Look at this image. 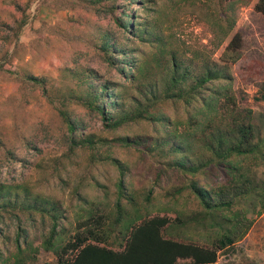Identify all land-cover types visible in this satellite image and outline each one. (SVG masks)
Returning a JSON list of instances; mask_svg holds the SVG:
<instances>
[{
	"label": "trees",
	"instance_id": "1",
	"mask_svg": "<svg viewBox=\"0 0 264 264\" xmlns=\"http://www.w3.org/2000/svg\"><path fill=\"white\" fill-rule=\"evenodd\" d=\"M53 1L73 15L76 28L68 33L76 44L66 38L72 48L66 69L73 80L66 93L31 64L7 67L36 0H13L10 10L0 13V71L19 77V106L46 102L59 121L56 133L30 134L0 123V264H38L34 228L45 232L42 246L55 255L50 264H217L264 211V112L241 108L233 89L241 36L231 38L219 60L189 56L151 22L154 0ZM255 9L264 15V0ZM226 16L223 39L235 25ZM87 117L115 134V141L87 132ZM146 126L150 133L142 131ZM16 138L27 153L53 142L66 146L68 159L86 149L89 169L111 163L117 172L113 209L100 213L85 206V183L78 182L73 196L85 215L67 236L59 201L3 174L22 161ZM116 141L162 165L155 185L168 171L188 178L174 197L188 189L201 209L151 212L146 206L154 187L141 206L127 183L128 167L105 155Z\"/></svg>",
	"mask_w": 264,
	"mask_h": 264
},
{
	"label": "rangeland",
	"instance_id": "2",
	"mask_svg": "<svg viewBox=\"0 0 264 264\" xmlns=\"http://www.w3.org/2000/svg\"><path fill=\"white\" fill-rule=\"evenodd\" d=\"M12 1L0 0V13H7ZM258 1L154 0L150 17L159 31L172 39L173 46L189 56L219 60L228 42L238 33L241 36V57L233 64L236 100L241 108L264 112V15L255 9ZM229 14L235 19V25L229 36L223 39L221 26ZM71 16L53 0L47 3L36 0L29 22L20 35L17 56L7 67L17 69L19 63L31 64L37 73L52 80L56 91L66 93V89L73 85L71 72L66 69L72 49L66 38L76 44L68 36L69 32L76 31ZM19 84L18 76L0 71V123L9 125L11 130L24 129L28 134L36 130L56 133L59 130L58 117L46 102L43 105L31 103L26 107L19 106L21 102L15 97ZM76 109L81 112L78 107ZM86 121L87 132L96 137H106L109 141L116 137L102 129L99 121L88 117ZM142 131L150 133L151 128L146 126ZM16 141L22 161L4 168L3 174L11 179L14 177L15 182L23 179L34 190L59 201L65 210L67 236L76 231L78 220L85 215V210L80 208L81 204L73 196L78 182L85 183L83 192L88 198L87 202L83 201L85 206L100 213L113 209L117 198V172L111 163L97 162L89 169L86 149L79 150L68 159L64 157L65 145L50 142L40 152L27 153L18 138ZM109 153L128 167L127 183L139 196L141 206L147 203L148 191L154 187L151 203L146 206L151 212L165 213L171 211L168 208H174L191 213L201 209L188 189L174 197L175 191L188 182V178L179 172L168 171L159 185H155L156 173L162 165L153 157L119 142L105 151V155ZM188 233H195L194 229ZM5 234V239L11 241L12 232ZM44 236L43 229H32L31 238L40 250L38 264H50L55 260L54 253L42 246ZM217 264H264V211L256 216L249 233L231 251L221 254Z\"/></svg>",
	"mask_w": 264,
	"mask_h": 264
}]
</instances>
